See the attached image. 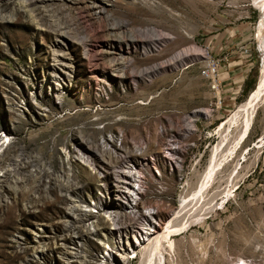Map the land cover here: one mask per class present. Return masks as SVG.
Wrapping results in <instances>:
<instances>
[{"label":"rangeland","instance_id":"obj_1","mask_svg":"<svg viewBox=\"0 0 264 264\" xmlns=\"http://www.w3.org/2000/svg\"><path fill=\"white\" fill-rule=\"evenodd\" d=\"M89 1H75L74 10L83 11ZM47 2L53 8L59 1ZM105 2L107 13L126 19L131 27L149 24L175 38L154 53L130 54L139 66L165 60L176 48L191 44L204 58L208 48L216 58L224 56L220 72L231 61L239 65L230 73L234 77L220 79L219 104L199 74L204 59L199 56L143 83L106 81L108 66L102 60L98 69L89 65L78 35L75 40L57 35L56 24H68L69 18L56 19L54 8L45 27L29 12H15L11 2L3 3L0 264H221L239 258L264 264V97L250 100L264 73V0ZM102 19L82 21L96 52L110 40ZM56 54H65L73 67L60 104L51 92L63 82L53 72ZM245 83L249 89L243 93ZM198 109L209 111L208 116L194 118L191 113ZM186 117L193 120L194 130L184 138L189 146L179 156L177 170L164 153L163 132L181 127ZM108 135H120L117 146L127 150L153 145L136 158L144 191L140 189L134 208L128 207V196L119 195L113 175L118 169L108 156L79 144L82 137L98 141ZM81 154L89 157L87 162ZM60 184L78 191L66 194ZM98 200L103 201L101 210L93 208ZM73 203L80 208L72 210ZM87 205L94 214L90 221L103 230L100 237L84 232L89 227L81 224L71 230ZM146 209L156 212L157 233L136 245L139 234L147 232L141 222ZM107 211L121 212L120 222L140 220L108 240L115 247L130 246L129 260H119L125 256L120 248L109 258L111 249L101 236L116 226ZM163 236L153 248V240Z\"/></svg>","mask_w":264,"mask_h":264},{"label":"bare ground","instance_id":"obj_2","mask_svg":"<svg viewBox=\"0 0 264 264\" xmlns=\"http://www.w3.org/2000/svg\"><path fill=\"white\" fill-rule=\"evenodd\" d=\"M57 1H59L58 4L57 2L56 4H53L56 5V7L53 8L51 7L50 3L48 2L46 3V0H26L24 2L19 0H0V6L3 3L11 2L15 12H17L19 9H23L26 12H29L30 16L36 19V21L38 20L39 23L45 27L48 26L47 23L51 21L49 20V17L52 15L51 13L54 12V8H55L56 19H58V17H64V19L67 17L70 20L68 24L63 23L60 25V22H59L60 26L56 24L55 29L57 35L64 38L70 37L73 38L74 40L76 38L75 36L78 35L79 37L78 40L80 42V45L82 44L83 46V55L85 58H87L89 65H91L94 68H97L99 66L98 60H102V62H104L108 66V69L110 70L111 74L103 73V78L106 81H108V79L114 80L115 78L121 83L127 81L134 83L137 82L143 83L151 78L157 77L158 75L179 68L180 66L184 65L187 61H191L192 59H196L199 57L204 58V52L199 50V48H197L194 44H191L188 47L182 46L181 48L178 47L177 45L178 47L176 48L177 51L175 53H172L167 59L162 60L160 62L144 63L143 65L139 66V64H135L134 63L135 61H133L129 57L130 54L138 52L139 54L145 55L149 53H154V51H156V49L159 48L160 46L162 48H166L169 44H171V42H173L172 40L175 39L173 35L163 32L164 30L160 31L156 27L149 24H145L143 26L141 25L138 27H131L130 23H128L126 19L119 18L113 15V13H107L105 11L106 9L104 8V2L107 0H90L89 5L86 6L83 11L79 10L78 12H76L75 11L76 9L74 10L73 8V3L77 0H57ZM0 13H1V9H0ZM102 16L104 19V20L102 19L104 21L102 28L105 30V32L109 37L108 39L110 40L105 45V49L96 52L93 49H90L92 42L89 39V37L85 36V33H83L84 28H82V25L84 24V22L89 21L94 17L102 18ZM50 28L51 27H49V29ZM63 43H65V41L59 42L61 46L64 45ZM54 58L56 59L55 61L56 63L54 64L53 72L59 74V76L61 77L60 79L63 82L60 84L58 83L59 85L57 84L55 88L53 86L51 92L53 95L57 97V102L60 104L61 101L63 100L62 99L63 92L67 90L69 88V85L71 84L73 67L70 59L66 58L65 54L62 55L56 54V57ZM262 76L263 77L261 78L257 92L250 98V100H256L258 98H261L262 100V98L264 97V73ZM105 80L103 81V83L105 82ZM251 102H248V104H250ZM246 106L248 105L246 104ZM208 114L209 111L202 109L195 110L191 113V115L194 118H196L197 116H208ZM181 125L182 126L177 129L168 128L169 130H165L163 132L164 153L167 155V161L169 162V164L175 167L177 170H179L182 165L179 156L189 146L184 142V138L188 134H190L192 130H194L193 120L190 119V117L183 118ZM120 137H121L120 135H115V136L108 135L106 138L101 137L98 141H93L90 138L82 137V140H79V144H81V146L86 151L89 152L91 151L96 155H100L102 157L103 156L105 157V155L108 156V159L111 161V164H113L112 165L113 169H118V170H114L113 175L116 183L121 188V191L118 190L119 195L121 197H123L124 195L128 196L129 197L128 207L134 208L137 206V203L140 199L139 195L143 194L141 190L144 191V189L140 187L142 184L140 181L141 176L135 169V166L137 165L140 166V163L136 160V158L140 157L139 155H143L144 153H146L148 151L147 149H151L153 145L151 144V142H149L145 144L144 149L136 148L134 150H127V149H123L121 146L120 147L117 146L118 145L117 141L121 140ZM109 148L111 150L114 149L119 150L120 154H117L115 156L114 154L110 155ZM138 150H139V154L137 155L136 151ZM86 158L89 157H85V155L81 154V159L83 162H87ZM62 185L63 184H60L58 186L61 188V191L63 190V192H65L66 194L76 193L78 191L77 188L75 187H71V188L68 187L64 189L62 188ZM76 202H79L80 204L79 200H77ZM102 202H103L102 200H98L95 204H93V208L95 207L101 210L103 208ZM79 204L74 205L73 203L71 207L72 210H78V208H80ZM91 208L92 207H90V205L86 206L85 208L86 210H84L85 211L84 216L79 219H76L77 222L71 223L72 224L71 230L75 231V229L78 228L79 225L81 224L82 227L83 226L89 227L87 230L84 229L85 230L84 232L95 237H100L102 228L99 225H94L93 222L90 221L91 218H94V214L92 213ZM144 211L145 212L143 213V216L146 217L144 220H142L143 219L142 218L141 222L145 226L144 229L147 230V232H143L142 234H139V242H135L136 245L141 244V242L147 241L148 239H150V237L153 234L157 233L156 224L152 220V215L156 214L155 210L146 209ZM106 214L108 215L107 218L110 220L111 224L113 221L114 226H116V228L113 231L105 232V234L103 233L104 235L101 236V238L103 239L105 238V241L107 240L106 241L107 244H108V240L111 239L112 236H116V234L121 236L125 229L131 227L133 228L134 225H137L138 222H140L139 218H136L135 220L133 218L134 222L130 221V224L129 222L128 223L120 222L121 217H123V214L121 212L119 213V212L107 211ZM80 232H83V230ZM76 234L77 233L74 232V236ZM165 237L166 236L160 238L158 242H154L155 240H153V242L151 241L152 242L151 244H153V248H155V246H158L160 241ZM118 248L125 250V253H122L125 254V256L119 257V260H129L130 257L129 254L132 251L129 250L130 246L127 247L124 245L121 247L120 246L115 247L113 244H110L109 249L111 250L108 251L110 252L109 258L112 257V254L114 253L113 250L116 251V249L118 250ZM250 251L251 250L248 249L249 253ZM80 253L81 252H76L74 254L76 258L80 257L79 256ZM221 264H253V263H250L248 261L239 258V260H233L230 262L223 261L221 262Z\"/></svg>","mask_w":264,"mask_h":264},{"label":"built area","instance_id":"obj_3","mask_svg":"<svg viewBox=\"0 0 264 264\" xmlns=\"http://www.w3.org/2000/svg\"><path fill=\"white\" fill-rule=\"evenodd\" d=\"M243 52H246L244 49ZM226 60L223 56L216 58L211 54V49L208 48V58L201 60L199 65V74L207 82L209 89L212 91L214 102L220 103L219 86H220V62ZM214 104V103H213ZM215 105V104H214Z\"/></svg>","mask_w":264,"mask_h":264},{"label":"crops","instance_id":"obj_4","mask_svg":"<svg viewBox=\"0 0 264 264\" xmlns=\"http://www.w3.org/2000/svg\"><path fill=\"white\" fill-rule=\"evenodd\" d=\"M214 53L216 54L217 51L215 50ZM238 65H239L238 62H236V61L229 62L228 66L224 65L223 69L220 72V79L221 78L222 79H226V78L230 79V78L234 77V75H230V73H232L234 70H236ZM240 68L241 67H239L238 69H240Z\"/></svg>","mask_w":264,"mask_h":264},{"label":"trees","instance_id":"obj_5","mask_svg":"<svg viewBox=\"0 0 264 264\" xmlns=\"http://www.w3.org/2000/svg\"><path fill=\"white\" fill-rule=\"evenodd\" d=\"M249 89V84H246L243 86L242 92H246Z\"/></svg>","mask_w":264,"mask_h":264}]
</instances>
